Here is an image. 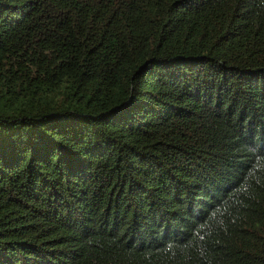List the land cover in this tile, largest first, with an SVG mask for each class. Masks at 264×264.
Returning a JSON list of instances; mask_svg holds the SVG:
<instances>
[{"label": "trees", "instance_id": "trees-1", "mask_svg": "<svg viewBox=\"0 0 264 264\" xmlns=\"http://www.w3.org/2000/svg\"><path fill=\"white\" fill-rule=\"evenodd\" d=\"M0 264H264V0H0Z\"/></svg>", "mask_w": 264, "mask_h": 264}]
</instances>
